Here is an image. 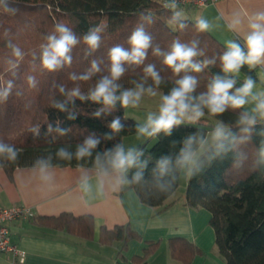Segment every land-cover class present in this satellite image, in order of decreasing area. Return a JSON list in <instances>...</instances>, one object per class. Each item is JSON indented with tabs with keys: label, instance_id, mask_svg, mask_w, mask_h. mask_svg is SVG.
Listing matches in <instances>:
<instances>
[{
	"label": "trees",
	"instance_id": "trees-1",
	"mask_svg": "<svg viewBox=\"0 0 264 264\" xmlns=\"http://www.w3.org/2000/svg\"><path fill=\"white\" fill-rule=\"evenodd\" d=\"M168 2L169 0H0V91L8 81L13 84L7 99L0 101V141L19 150L14 163L0 160V165L8 173L16 167H35L38 160L48 158L51 165L93 168L91 158L80 161L75 158L77 145L86 137L94 135L99 138L100 143L95 151H103L122 144L123 136L137 131L139 123L127 117L119 103L110 112L96 117L94 113L103 105L79 99L74 103L66 102V95L61 94L59 89L63 86L67 92L79 86L82 92L87 93L101 76L109 74V49L115 45L129 48L128 37L141 24L152 38V47L149 48L143 65H124L126 71L119 81L123 88L134 87L133 81H140L144 75L143 67L154 64L162 77L159 90L167 94L179 77L163 65L162 56L153 55V49L159 47L166 52L176 39L181 43L196 41L198 49L204 53L197 60H215L214 65H209L202 72L189 73L199 81L197 94L207 90L214 75H223L219 56L227 50L226 46L209 31H197L196 20L181 18L172 21L173 12L181 6L176 5L174 10L164 7ZM57 23L70 27L81 42L71 52L70 65H63L56 71L49 72L41 65L40 45L46 43V37L54 32ZM181 23L185 25L183 29L179 27ZM97 26L103 28L100 33L101 44L98 50L90 52L82 38ZM13 48L20 49L22 59L17 60L13 55ZM93 60L99 62L100 72L88 81L70 79L73 74H84ZM241 70L249 74L251 69L245 65ZM30 77L34 86L29 85ZM236 80V87H240L237 78ZM151 83V79H148L145 87ZM57 102L65 104L66 111L54 107ZM205 112L206 115L195 123L185 121L174 127L170 135L161 132L154 136L155 141L151 146L139 145L137 150L143 152L139 159L146 161L143 180L126 186L136 191L141 202L152 207L163 205L177 189L182 169L174 167L167 175L154 178L157 161L166 156H171L174 160L189 136L199 134L206 137L207 132L213 130L218 122H223L237 134L238 139L227 152L216 155L207 151L200 157L197 169L193 174L188 173L186 201L191 207H203L210 211L215 242L225 264H264V160L259 155L264 141V135H261L264 125L256 124L249 136L241 133L238 127L241 115L247 114L245 109L229 108L215 117L207 115V110ZM70 114H75L76 119L69 120L67 117ZM116 117L120 118L123 129L112 134L108 125ZM49 125L52 131H49ZM58 127L67 129V132L60 135L56 131ZM105 134H110L113 138L106 139ZM60 148L72 153V159L58 157L57 151ZM136 171V168L131 170L133 173ZM155 179L160 183H168V190L161 192L156 187ZM67 218L72 219L79 234L92 233L93 219L90 215L74 217L69 213H62L53 219L65 221ZM131 233L126 226L101 229V237L111 240L125 241ZM169 242L173 257L177 258V254L181 253V263L188 264L196 247L183 237H172Z\"/></svg>",
	"mask_w": 264,
	"mask_h": 264
},
{
	"label": "clouds",
	"instance_id": "clouds-1",
	"mask_svg": "<svg viewBox=\"0 0 264 264\" xmlns=\"http://www.w3.org/2000/svg\"><path fill=\"white\" fill-rule=\"evenodd\" d=\"M164 7L175 9L174 0L165 3ZM181 19V13L173 12L172 21ZM244 24V20L236 15L229 24L230 31H238ZM181 29L185 27L183 23L179 25ZM210 24L206 19L199 18L196 21V29L199 32H207ZM103 28L97 26L91 28L82 38V42L90 52H95L101 44ZM81 41L77 38L73 30L64 23H57L54 32L46 37V43L40 45V60L43 69L49 72L56 71L63 65L72 63L71 52ZM129 48L115 45L108 51L110 61L109 74L101 76L95 84L89 88L87 93L81 91L79 86L65 90L63 86L59 91L66 95V102H73L76 99L81 101H91L101 104L94 116L100 117L102 113L110 112L119 103L121 108H137L141 100L145 97L159 96L158 114L149 113L143 125H137V134L145 137H154L163 132L170 135L174 127L183 124L185 121L195 123L206 115L215 117L223 114L229 108L244 109L246 105L253 104L250 112L242 114L238 127L241 133L250 136L254 126L264 121V90H257L256 81L248 76L243 84L236 87V77L240 75L242 67L247 65L249 69L257 66H264V11H257L246 18V31L243 34V47L236 40L230 39L226 43V51L220 56V68L223 75H214L207 85V90L199 94L196 93L198 79L189 73H200L209 65H214L215 60H197L198 56H203V51L199 50L196 41L181 43L179 39L173 40L168 51H162L159 47L153 49V55L162 56V63L172 73L179 77L174 81V86L164 94L158 89L162 83V77L154 64H147L143 67V77L140 81H133L134 87L123 88L119 83L126 69L125 64L140 66L143 65L148 56V50L152 47V38L145 31L143 24L137 26L128 37ZM13 55L17 60L22 59L19 48H13ZM15 65H13L14 67ZM100 72L99 62L91 61L90 68L82 75H71L73 81H88L96 73ZM184 73V75H180ZM148 79L152 83L145 87ZM29 85L34 86L33 79L29 78ZM13 84L8 81L6 86L0 91V101L6 100L9 96ZM54 107L60 111H66L65 104L57 102ZM69 120L76 119L75 114L67 117ZM108 127L111 133H119L123 125L119 117L114 118ZM49 131H52L49 125ZM60 135H64L67 129L57 128ZM264 135V132H261ZM106 139H112V135L105 134ZM211 147H208L209 138L199 134L189 136L180 149L178 155L162 157L157 161L154 169V178L167 175L174 167L187 169L189 174H193L197 169L200 157L207 151L218 155L227 152L237 141V134L233 133L223 122H218L211 134ZM100 140L94 135H90L77 145L75 158L80 161L91 158L94 168V176L85 175L81 178L80 188L86 194H91L93 188L97 195H103L106 186L122 188L124 185L141 183L143 180V170L146 161L139 158L142 151L135 148L125 151L122 144H117L113 148H106L103 151H95ZM18 149L11 144L0 141V160L15 162L18 157ZM95 151V156L93 153ZM259 155L264 160V141L261 143ZM57 156L61 159H72V153L65 148L57 151ZM2 167V165H0ZM39 179L50 185L54 181V173L51 171L50 158L40 159L36 162ZM138 169L131 172L132 169ZM131 178L129 179V174ZM95 180V185L92 181ZM150 183L149 181H143ZM156 187L161 192H166L170 185L160 183L155 179Z\"/></svg>",
	"mask_w": 264,
	"mask_h": 264
},
{
	"label": "crops",
	"instance_id": "crops-1",
	"mask_svg": "<svg viewBox=\"0 0 264 264\" xmlns=\"http://www.w3.org/2000/svg\"><path fill=\"white\" fill-rule=\"evenodd\" d=\"M177 11L181 18L206 19L208 31L225 46L233 39L243 47L246 18L264 11V0H216L199 8L179 7ZM236 15L244 24L238 31H230L229 24ZM248 76L256 81L254 92L264 90V66L251 69L249 74L241 70L236 77L240 86ZM252 107L250 103L244 109L248 113ZM51 171L54 181L47 185L39 179L37 167H16L11 173L0 167V208L23 205L34 212L32 219L9 224L11 239L25 252L21 264H182L180 252L177 258L172 255V237H183L196 247L188 264H225L215 242L210 211L187 204L186 185L181 186L180 177L177 189L163 205L152 207L141 202L136 191L126 185L106 186L103 195H97L95 188L91 194L84 193L79 186L81 178L94 176L93 168L52 165ZM184 173L185 183L187 169ZM92 183L95 185L94 179ZM62 213L90 215L92 233L79 234L70 218L53 219ZM116 226L132 231L128 239L101 237L102 227L111 230ZM0 264H12L11 255L0 252Z\"/></svg>",
	"mask_w": 264,
	"mask_h": 264
},
{
	"label": "built area",
	"instance_id": "built-area-1",
	"mask_svg": "<svg viewBox=\"0 0 264 264\" xmlns=\"http://www.w3.org/2000/svg\"><path fill=\"white\" fill-rule=\"evenodd\" d=\"M216 0H174L177 6L203 7L214 3ZM171 2V0H169ZM257 124H263L260 121ZM34 217L30 207L15 205L0 208V252L11 255L12 264H21L25 259V252L11 239L9 224L18 219H29Z\"/></svg>",
	"mask_w": 264,
	"mask_h": 264
},
{
	"label": "rangeland",
	"instance_id": "rangeland-1",
	"mask_svg": "<svg viewBox=\"0 0 264 264\" xmlns=\"http://www.w3.org/2000/svg\"><path fill=\"white\" fill-rule=\"evenodd\" d=\"M159 92H162L161 90L158 89ZM158 104H159V96L156 97H148L145 96L141 102H140V106L137 108H128V109H124V113L127 117H131L133 119H135L139 125H143L146 122L147 116L149 113H157L158 114ZM214 130V129H213ZM213 130H210L207 132L206 137L209 138V144H211V134L213 132ZM155 141V137H145V136H140L137 134V131L131 134H127L125 136H123L122 138V145L125 149V151H127L128 149H132L135 148L137 149V147L141 144H145L147 147L151 146ZM185 173H184V169H182L181 171V176H180V180H181V186L183 184L186 185L187 183V179H188V175L185 179V183H184V177Z\"/></svg>",
	"mask_w": 264,
	"mask_h": 264
}]
</instances>
